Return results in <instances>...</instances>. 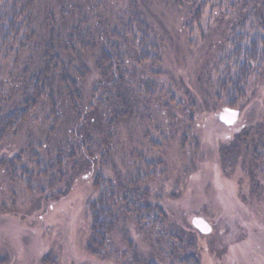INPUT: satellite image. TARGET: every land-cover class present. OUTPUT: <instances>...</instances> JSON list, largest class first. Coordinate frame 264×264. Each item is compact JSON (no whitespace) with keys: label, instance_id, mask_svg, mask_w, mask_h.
I'll list each match as a JSON object with an SVG mask.
<instances>
[{"label":"trees","instance_id":"16d2710c","mask_svg":"<svg viewBox=\"0 0 264 264\" xmlns=\"http://www.w3.org/2000/svg\"><path fill=\"white\" fill-rule=\"evenodd\" d=\"M41 2L0 0V174L41 200L47 189L49 196L59 194V186L64 195L73 177L86 172L98 194L86 202L93 256L111 250L110 235L119 225L130 246L125 228L132 220L149 250L134 246L132 264L167 258L190 264L195 256L182 250L194 246L193 236L171 226L149 201L153 162L132 173L112 169L107 177L103 161L113 157L121 125L163 91L151 96L143 84L158 72L172 38L168 17L154 7L164 3L183 14L186 42L202 51L214 98L231 94L226 103L232 107L252 80L264 83V0H43L40 15ZM206 10L211 15L202 26ZM218 73L221 80L214 79ZM176 106L184 114L195 109L180 100ZM234 141L231 151L247 172L251 194L264 196V120L243 128ZM5 212L0 203V215Z\"/></svg>","mask_w":264,"mask_h":264},{"label":"rangeland","instance_id":"374dc122","mask_svg":"<svg viewBox=\"0 0 264 264\" xmlns=\"http://www.w3.org/2000/svg\"><path fill=\"white\" fill-rule=\"evenodd\" d=\"M39 8L41 15L43 0ZM167 8L164 3L154 7L160 16L168 17L172 38L161 65L155 67L158 72L143 81L151 96L155 89L163 91L121 125L113 157L103 161L107 165L102 173L107 177L113 176L112 169L115 174L132 173L139 165L153 162L147 169L153 174L149 201L165 213L171 226L193 236L194 246L182 250L195 256L190 264H264V196L251 194L247 172L231 151L238 132L264 120V83L252 80L243 100L232 107L226 103L231 94L214 98V85L205 75L209 65L201 67L202 51L190 49L186 42L183 14ZM210 15L206 10L202 26ZM217 55L214 48L208 53L212 61ZM215 76L222 78L219 73ZM178 100L193 103L195 109H186L185 115L176 106ZM226 107L239 112L232 126L217 118ZM10 184L0 174V203L6 207L0 215V264H132L134 246L149 251L148 239L132 220L125 228L130 246L119 225L110 235L111 252L96 257L87 250L93 238L86 202L90 197L98 199V194L93 193L86 172L73 177L64 195L59 186V194L49 196L47 189L41 200L35 192ZM193 217H202L210 233L196 230ZM160 264L182 263L167 258Z\"/></svg>","mask_w":264,"mask_h":264},{"label":"water","instance_id":"95a60500","mask_svg":"<svg viewBox=\"0 0 264 264\" xmlns=\"http://www.w3.org/2000/svg\"><path fill=\"white\" fill-rule=\"evenodd\" d=\"M238 110L223 108L218 114V120L226 126H232L238 119ZM191 225L201 234H208L211 231L210 225L202 217H193Z\"/></svg>","mask_w":264,"mask_h":264}]
</instances>
